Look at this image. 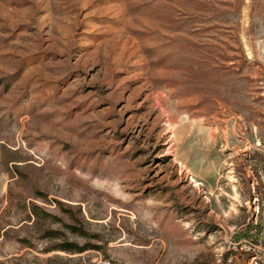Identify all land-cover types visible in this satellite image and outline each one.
Wrapping results in <instances>:
<instances>
[{"label": "rangeland", "instance_id": "374dc122", "mask_svg": "<svg viewBox=\"0 0 264 264\" xmlns=\"http://www.w3.org/2000/svg\"><path fill=\"white\" fill-rule=\"evenodd\" d=\"M257 262L264 0H0V264Z\"/></svg>", "mask_w": 264, "mask_h": 264}, {"label": "trees", "instance_id": "16d2710c", "mask_svg": "<svg viewBox=\"0 0 264 264\" xmlns=\"http://www.w3.org/2000/svg\"><path fill=\"white\" fill-rule=\"evenodd\" d=\"M43 198V197H40ZM33 214L36 216L38 222H45L50 220L54 223H61L64 230L61 229H50L46 228L41 233V239L43 240H55L57 243L53 245L49 250H58L64 251L68 253H82L90 249L100 250L101 245L98 243H86L84 245H79L78 243L71 241L68 238V233L81 236L87 239H94L100 241L101 237L97 234L90 233L87 228L85 227V223L82 218L79 217L80 211L75 212L72 207H62V212L68 216L71 222L64 221L58 215L51 214L45 211L43 208L34 206ZM262 227V225H260ZM257 230V229H256ZM262 231L257 230L254 234L251 232H245L243 235L247 238H251L254 241L259 240Z\"/></svg>", "mask_w": 264, "mask_h": 264}, {"label": "built area", "instance_id": "2783aa9c", "mask_svg": "<svg viewBox=\"0 0 264 264\" xmlns=\"http://www.w3.org/2000/svg\"><path fill=\"white\" fill-rule=\"evenodd\" d=\"M241 243L246 246V248H247L246 250L247 251H249L250 253H252V252L254 253V255H252V257L258 258L259 260L262 261L261 254H259V251L256 250V249H259V247L261 246V240L254 241L253 239H244L241 242L240 241L239 242H232V247L234 249H238V245L241 244ZM258 263L259 262H257V264Z\"/></svg>", "mask_w": 264, "mask_h": 264}]
</instances>
